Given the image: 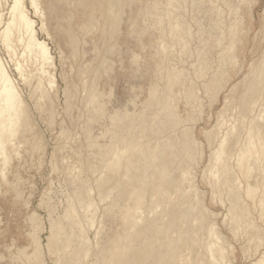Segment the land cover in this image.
Listing matches in <instances>:
<instances>
[{
	"label": "bare ground",
	"instance_id": "6f19581e",
	"mask_svg": "<svg viewBox=\"0 0 264 264\" xmlns=\"http://www.w3.org/2000/svg\"><path fill=\"white\" fill-rule=\"evenodd\" d=\"M41 1L0 0V41L23 81L36 80L30 96L35 100L36 108L52 125L55 118L52 98V91L56 87L55 71H52L55 56L48 42L38 36L36 20L30 15L31 8L33 14L40 17V30L48 33ZM129 1L100 2V9L103 4L104 12H107L103 16L104 21L94 10L83 24L84 32H102L91 41V44H95L92 48L95 57L88 67L96 75L95 80L83 86L85 95L81 105L67 106L68 112L76 107L80 110L79 115H84L79 127L81 133L75 124L69 126L65 122L64 125L62 118L60 122L63 125L58 135L55 134L58 140L49 162L51 172L57 173L65 182L66 202L61 206L64 207L63 211H59L56 201L52 203L50 197L47 201L40 198L39 204L44 206L49 218L47 249L43 248L40 235L45 229L44 222L39 214L33 212L29 219L32 224L29 233L32 250L28 252L18 247L17 254H13L10 250L14 246L0 240V263L6 260L4 264H46L44 255L47 251L54 264H107L105 256L112 250L116 251L112 264L233 262L227 260L228 255H225L232 245L226 248L219 234L221 231L215 219L211 218L216 214L206 206L201 196L205 191L199 190L195 184V173L198 172L193 170V164L199 155L205 153L201 148L203 143L195 138L193 131L196 125H193L199 119L196 112L200 113L205 106L201 93L210 95L209 99L213 94L212 100L215 102L221 93L218 90L226 86L224 83L243 71L246 45L249 43L247 38L256 18L257 0H146L139 10L144 19L135 21L130 15L128 26L131 31L137 30L136 27L139 28L144 21L143 34L153 19L150 26L152 31L157 28L162 31L156 39L157 47L153 48L154 75L149 82V95L141 101L143 106L139 107L138 91H142L143 87L134 85L123 105L110 107L113 90L110 88L109 92H105L99 87V68L109 64L106 52L111 53L119 46L117 39L122 34L119 26L123 14L126 15L123 12L124 4ZM96 2L93 0V5ZM89 3L92 5V0ZM121 6L123 9H119ZM192 20L197 24L195 30ZM260 23L254 44L262 48H257L259 53L252 59L248 72L226 93L213 128L211 126L212 129L205 131L209 141L207 146H211L206 163L209 168L205 172L210 178L213 195L222 196L224 190L231 193L229 200L224 196L225 201H229L225 217L230 219L237 233L249 227L254 218L248 205L243 202L244 192L253 196L254 212L259 211V206H264V184H261L258 173L255 176L253 173L258 172L261 157H264V10ZM259 35L260 39H257ZM107 41L109 45L99 47ZM193 41L195 44L198 41L197 47L193 46ZM20 55L26 59V66L19 60ZM99 55L100 59L96 58ZM133 57L138 62L136 58H140V55L134 53ZM177 58L179 63L183 61L181 65L175 64ZM94 59H98L97 63L93 62ZM6 61L0 49V197L10 191L19 198L23 178L18 165L22 160L26 163L32 160L30 162L33 164L37 156L40 161L46 153V142L34 130L38 128V123L35 124L32 111L16 83L18 80L15 81ZM28 66L32 67L31 75L27 72ZM108 70L111 72L113 68L109 67ZM106 74H109L108 71ZM78 78L82 81L80 75ZM87 78H84L85 83ZM247 80V87L238 95L241 101L233 104L237 102L235 93L239 84ZM76 82L71 88L78 92ZM182 100L183 109L180 105ZM186 111L187 116L183 114ZM78 120L75 118V121ZM192 120L194 124L190 126L188 122ZM27 143L31 145L28 159L22 152ZM198 163L199 160L195 163L196 167ZM89 171L99 173V176L94 179ZM238 172L242 178L245 176L246 186L241 183ZM251 179L254 181L251 182ZM177 186L181 189H176ZM42 195L47 197L45 193ZM103 206L105 208L102 210ZM113 208H118L116 210L124 222L125 232L117 233L114 239H106L101 234L103 225L99 217L102 221L107 210L113 213ZM1 212L0 205V229L3 224ZM261 214L264 216V209ZM263 248L260 247L261 252ZM230 257L234 260L233 256ZM255 260L251 264H264V251Z\"/></svg>",
	"mask_w": 264,
	"mask_h": 264
},
{
	"label": "rangeland",
	"instance_id": "374dc122",
	"mask_svg": "<svg viewBox=\"0 0 264 264\" xmlns=\"http://www.w3.org/2000/svg\"><path fill=\"white\" fill-rule=\"evenodd\" d=\"M97 1L98 2H96L95 5H93V0H92V5H91L89 3V0H42L41 1V7L43 8V11L45 12V22H46V26L48 28L47 32L50 33V35L48 33H46L45 31L40 30L41 29L40 28L41 27L40 17L36 14H33L34 11H33V9L30 8V15L32 16L33 19L36 20V24H37L36 27H38L37 28L38 36L41 39H45L48 42L49 47H51V52L55 56L54 57L55 58L54 59L55 64L52 67V71H55L54 75H55V80H56L55 81V84H56L55 90L52 91V98L55 102V104H54V110H55L54 117L55 118L53 117L54 118L53 122H55V123L52 122L51 123L52 125H50L47 122L48 119L44 118L42 113L36 108L35 103H34L35 100L32 99V97L30 96V92L35 89L36 80H33V82H29L30 80L23 81V79L21 78L18 71L15 70L14 63L9 58L6 50L1 45V41H0L1 53L4 57V59L8 60V61H6L7 66L9 65L8 69H9L10 73L13 75L15 81L18 80L16 83L19 86L23 97L25 98L26 102L28 103V105H29L28 107H30V110L32 111L31 114H32V117L34 118L33 120H34L35 124L38 123L37 124L38 128L37 129L34 128V130L36 132L40 133L43 136L44 141L46 142V144H45V147H46L45 152L46 153L44 152L45 154L43 153L44 155L41 156L43 159L41 158V160L39 161L38 156L37 157L35 156L37 161L33 162V164H31L32 160H29L27 163L24 160H22V162L18 165L19 170H20V174H21L22 178L24 179V180L22 179V182H21V185H22L21 186V191H22L21 197L16 198L14 192H10V191L7 192L6 195L4 194L2 197H0V205L2 207L1 213H2V220H3V224L1 225V229H0V233H2L0 240H1V242L5 243L7 245H10V246L13 245L14 246L10 250V251H13V254H17L16 248H18V247L25 248L26 251H28V252L30 250H32L31 236L29 235V233L31 231L32 224L30 223L29 219L31 218L33 212H36L37 214H39V216L42 217V220L44 222L43 225H44L45 229L42 230L40 235H41V240H42L41 243L43 245V248L45 250L47 249L46 248V246H47L46 236H48V234H49V223H48L49 218H48V214H47V211L44 208V206L39 204V203H41L40 198L42 200L45 199V201H47V199L50 197L49 200L52 203L57 202L56 206H57L59 211L60 210L63 211V209H64V207H61V206H64L65 202H66L65 196H64L65 195L64 190L66 187L65 188L63 187L65 185V182H63L64 180L62 178H59L60 176H58L57 173L51 172L52 171V167L50 165L51 159H49V158H52L53 152L51 153V151L54 150L55 144L58 140L56 135H58L59 129L63 125L62 124L63 122L62 123L60 122L62 118L65 120L64 125H65V122H67V124L69 126H72L73 124H75V125H77V127H78L77 129L81 133V130L79 129V127H81L80 125H82V121L85 118L84 115H79L80 110L76 107L71 108L68 112L67 106H68V104L70 106H71V104L74 106H76V104L81 105V103H82L81 101L83 100V97L85 95V92L82 91L83 86H87L88 83L91 82V80H95L96 74L91 73L90 72L91 67H88L89 66L88 64H90L89 62H91V60H93V58L95 57V52L92 53V51H93L92 48L95 47V44H91V41L93 39H97L101 35L102 32L100 30H98L96 32L92 31V33H91V31L88 33L84 32L83 24L85 22H87V19L92 15L94 10L97 11V13H96L97 15H101L102 17L104 16L105 13L107 15V12L106 11L104 12V9H103L104 0H97ZM100 2L103 3L102 9H100V4H99ZM97 4H99V8H98ZM126 4L127 3L124 4L125 7L123 6L124 9L122 8V6L119 8V9L122 8L124 10L123 12H125V14H126V15L123 14V16L121 18V20H123V21H122V24L119 26L120 30H122L120 32V34L121 33L122 34L118 35L119 39H117V36H116V39L118 42L117 45H119V46H117L113 51L110 50L112 54L109 53V51L106 52V56L110 59L109 64L106 63L107 65H104V67L102 65L99 68V69H101L100 70V73H101L100 79L98 81L99 87L102 88L103 91H105V92H109L110 88H112L111 90H113V98H112L113 103H111L109 105L110 107L113 106L114 104L115 105H121V104L123 105L126 102V98L129 95V92H130V90H132V87L134 85L143 87L142 91H138L140 94L139 99H138V103L140 104L139 107L143 106V105H141V101L144 100L149 95L148 86H149V82H150L152 75H154V66L152 64L154 63L153 56H155L153 54L155 51L154 49H155V47H157L156 46L157 45L156 39L158 38V36L161 35V33H160L161 28H157V30L154 29L152 31V28L150 26L153 24V19H151L152 21L150 20V22L148 23L149 25L147 24L148 27L146 26L147 32L143 31V34L141 32V30H145L144 21L141 22L142 25H140L139 28L136 27L137 30L132 29L133 31H131L130 26H128L129 22H130L128 20L129 16L131 15V17H132L131 19H133V20L135 19V21L136 20L142 21L144 19V17H143V14L141 13V11H139V10L143 5L146 4V0H131L128 3L130 6L128 4L127 5ZM263 10H264V0H257V3L255 4V17L256 18H255V20H253L254 25L252 26V30H250V34L247 38L249 40L248 41L249 43L246 45L247 57L244 60L243 71L240 72L238 75L237 74L235 76L233 75L229 81L224 83V84H226V86H223V88L218 90L221 93L220 92H218L220 94L216 93L219 96H217V99L215 102H213V100H212L213 94L211 96L212 99L211 98L209 99L208 97L210 95L206 94L207 95V97H206V95H203L204 93L202 92L201 95H202V97H204L203 98V101H204L203 106L205 105L203 107L204 109L200 110L201 111L200 113H199V111L196 112L197 115L199 116V119L197 118L198 121H196L195 124L193 121L194 119L192 120V122L191 121L188 122L190 124V126H192V124H194L193 126L195 127V125H196L195 129L193 128L194 129L193 132L195 134V138L200 140L201 143H203V144H201V145H203V147L201 146V148L202 149L204 148L203 151L205 153L203 156H200L199 154H198L199 156L197 155L199 157V159L197 158L196 160L197 161L199 160V163H198L199 165H197L198 167H196V164H197V161H196L193 164L194 168L192 167L193 170L194 169L196 170V171L194 170L195 172H198V173H195V174H197V175H195V179H196L195 184L197 183L199 188L197 185L196 186L199 190L201 189L202 191H205V192H203L204 194L202 193L203 195L201 194V196H203L206 206L208 205L207 207L210 210H212L214 214H216L215 216L212 215L211 218L215 219V221L217 223L216 224L217 228L219 229V231H221V233L219 232V234H221V236H222V241L226 243V248L229 249L228 245H232L231 247L230 246L229 247L231 250H234V251L229 252V250H230L229 249V250H226L227 254H225L226 256L228 255L227 260L234 262V263L232 262V264H235V262H236V264H251V261L253 263L255 259L257 260V258H259V256L262 255L264 248L262 249V252H261L260 247L261 248L264 247V218H263L264 216L261 214V211L264 209V206L263 205L259 206V211L256 208L258 212H256V211L254 212L255 204H254L253 196L250 197L244 192V194L242 195L244 197L243 202L246 205H248V210L252 211L251 215H252V217L254 216V218H253V221L248 225L249 227H247L246 229L244 228L243 230H240L241 232H239V231H238V233L236 232V228H234L230 219H227L225 217L226 213L228 212V206H229V201L228 202H226V201L229 200L231 193L229 194V191L224 190L222 196H218L217 194L216 195L212 194L213 191H212V187L210 185V180H209L210 178L207 176L208 173H206L208 171V168H209V165H206V163L209 161L210 155L208 157V154L211 150V146L210 145L207 146L209 141L206 137L207 134L205 131H207V129L209 131V129L213 128V126L215 125L214 123L217 122V121L215 122V120H217L216 119L217 113L222 108V106L224 104V97H225L226 93L228 94L230 92L229 89H231V87H232L231 85H233L234 83L239 81L241 79V77H243V75L246 72H248V70L250 68L249 67L250 63H251V61H253L252 59L256 58L258 53H259L257 51V48H259V49L262 48L261 46L258 47L254 43H255V34L260 29V25H261L260 22H261ZM34 15H36V17ZM5 17H7V16L5 15ZM103 21H104V17H103L102 22ZM147 22H148V20H147ZM191 24L193 26V30H195L196 29L195 26L197 24L193 23V20H192ZM131 34H132V36H131ZM183 35H185V34H183ZM257 39H260V35L258 36ZM109 44H110V42L107 41V43L100 44L99 47L104 48L105 46H107ZM145 44H146V46H145ZM192 44L194 47H197L198 41L196 44L193 41ZM143 45H144V47H141ZM151 46H152V48H149ZM191 47H192V45H191ZM17 48H20V46H17ZM142 48H144V49L141 51ZM185 48L187 49V47H185ZM144 50H145V52H144ZM85 53H86V55H85ZM134 53H137L140 55V58L139 57L136 58L138 60V62L136 60L134 61V57H133ZM103 54H105V52ZM99 57H100V55L96 58H99ZM19 60L21 62H23L24 66H26L27 62H26V59H24V57H22L20 55ZM97 61H98V59H94L93 62L97 63ZM178 61H179V59L177 58L175 64L181 65L183 62L180 60V63H179ZM111 63L112 64L115 63V64L112 66ZM137 63H139V64H137ZM29 64H31V62H29ZM81 65H83V66H81ZM109 67L113 68V71H111L112 73L109 72L110 71V70H108ZM103 68H107V69H103ZM26 69L28 70L27 71L28 74L31 75L32 74V72H31L32 67L28 66V67H26ZM105 70H107L109 73L108 75H111V76L108 77V75L106 74L107 71H105ZM84 72L86 73L85 75L83 74ZM191 72H192L194 79L197 80L198 77L194 75L195 73L193 74L192 69H191ZM78 75H80V77H82V81L78 78ZM86 77H88L87 78L88 80L86 79L87 82L85 83L84 78H86ZM74 82L78 83V86H79L77 89L78 92H75V90L73 91L71 88V85ZM248 82H249V80H247L243 84H239V86L236 90V93H235V99L237 100V102H233V104H239V101H241V100L238 99V95L247 87ZM132 93L134 94L133 91H132ZM105 99H108V98L105 97ZM210 100H212L213 104H211L212 102ZM209 102H210V105H209ZM183 103H184V100H182L180 102V105H182L181 106L182 109L184 108ZM81 108H83V106H81ZM190 111L191 110H189V112ZM192 112H191V114H192ZM202 112H203V115L201 116ZM210 112H211V114H210ZM81 114H82V112H81ZM183 114L185 116L188 115L187 111L183 112ZM70 115H71V117H70ZM210 115H211V119H210ZM75 118L79 119L78 122L75 121ZM200 118H201V120H200ZM195 119H196V116H195ZM37 125H35V127ZM211 126H212V128H211ZM49 127H52V128H49ZM204 129H206V130H204ZM135 135H137V134H135ZM207 141H208V143H207ZM263 141H264V139H263ZM47 143H48V145H47ZM30 147H31L30 143H27L25 145V148H22V152L24 154V157H26L27 159L30 157V153H29ZM201 148H200V150H202ZM199 153H200V151H199ZM50 155H51V157H50ZM201 158H203V159H201ZM200 159H201V161H200ZM263 159H264V157H261L262 163L259 164L260 167H259L258 172L257 171L253 172L254 176L256 175V173H258V175L261 177L260 182L262 185L264 184V182L262 181V179H264V160ZM24 163H26V164L23 165ZM41 163H43V164H41ZM85 163H87V159H85ZM41 166H42V168H41ZM206 166H207V168H206ZM204 167H205V170H204ZM203 172L205 173V175ZM89 175L92 178L96 179L99 176V173H92V171H89ZM240 175H241L240 176L241 183L244 186H246L247 182H246L245 176H243V178H242V174H240ZM203 176L204 177L206 176V177L204 178ZM254 176H253V178H254ZM26 180H27V182H26ZM247 180H248V177H247ZM252 180L254 181V179H251L250 181L252 182ZM32 184H34V185H32ZM176 189H181V187L177 186ZM96 191H97V189H96ZM43 193H45V195L47 196L46 198L44 197V195H42ZM226 193H227V195H226ZM224 196L226 197L227 200L225 199ZM171 197H172V195H171ZM220 197H222V198H220ZM256 198H258V195H256ZM59 201H60V203H58ZM25 202H27V203H25ZM105 203H107V202H105ZM101 205H104V204L102 203ZM41 206H43V207H41ZM104 208L105 207L103 206L102 210ZM113 209H114L113 213L109 211L110 209L107 210L106 214L103 216L102 221L100 220V217H99V222H101L103 225L102 230H101V234H102V236H105L106 239H114L113 237L117 233L125 232V229L123 226L124 222L120 218V213L118 214V212L116 210L118 208H113ZM99 214H101L100 210H99ZM248 216H249V214H248ZM224 219L226 221H224ZM244 230H247V231L245 232ZM241 233H243V234H241ZM248 233L250 235H248ZM222 234H224V235H222ZM251 234H253V237ZM248 237H250V238H248ZM260 239L263 241V243ZM256 240H258L257 241L258 243L256 242ZM259 240H260L262 245L259 244L260 243ZM114 252H116V251H113V250L109 251L108 255L105 256V260L110 264H112V262L116 259V257L114 256L115 255ZM259 252H260V254H258ZM8 253H9V251H8ZM45 255H44V257H45L44 260H45L46 264H54L53 259L50 257V255L47 253V251H46ZM94 256H95V254L93 255V257ZM230 256H233L234 260ZM5 261H3V263L1 262L0 264H4Z\"/></svg>",
	"mask_w": 264,
	"mask_h": 264
}]
</instances>
